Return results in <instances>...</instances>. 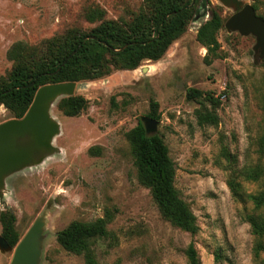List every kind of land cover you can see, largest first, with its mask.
Masks as SVG:
<instances>
[{
	"label": "rangeland",
	"instance_id": "rangeland-1",
	"mask_svg": "<svg viewBox=\"0 0 264 264\" xmlns=\"http://www.w3.org/2000/svg\"><path fill=\"white\" fill-rule=\"evenodd\" d=\"M209 1L224 19L221 56L212 63L197 40L208 14L192 20L161 59L144 60L135 69L112 65L107 75L77 81L72 95L51 103L60 126L53 149L9 175L0 197V210L16 215L21 239L36 220L43 221L39 264H86L63 248L57 233L72 221L105 217L108 210L111 234L92 240L99 264H189L190 243L201 264H264V235L255 233L250 220L261 212L252 196L264 190L258 175L264 167V57L255 50V34L226 26L237 11L234 1ZM242 2L256 4L264 16V0ZM93 9L125 23L149 8L146 0H0V85L16 66L8 56L15 42L41 55L49 40L97 25L88 17ZM190 88L214 91L220 103L189 99ZM70 96L84 97L88 107L66 114L60 103ZM153 100L161 114L158 132L176 165L175 185L196 216V233L166 219L138 179L127 133L148 115ZM203 106L216 110L218 124H199L196 110ZM11 118L12 111L0 104V123ZM93 146L97 153L90 152ZM15 246H0V264H12Z\"/></svg>",
	"mask_w": 264,
	"mask_h": 264
},
{
	"label": "trees",
	"instance_id": "trees-1",
	"mask_svg": "<svg viewBox=\"0 0 264 264\" xmlns=\"http://www.w3.org/2000/svg\"><path fill=\"white\" fill-rule=\"evenodd\" d=\"M209 0H146L149 9L142 10L132 21L121 23L104 18V12L93 9L88 17L100 21L90 31L71 29L49 40L41 55L31 52L24 41L15 42L8 50L10 59L16 62L9 81L0 85V104L8 107L14 117H23L30 107L37 89L48 83L73 82L101 78L111 71V66L135 69L144 60H159L171 44L186 30L192 20L205 18L198 28L197 40L207 49L205 61L209 64L221 56L218 33L224 19ZM258 10L256 4L253 5ZM261 16V15H260ZM264 18V16H262ZM123 47L122 50H116ZM264 65V61H263ZM189 99H204L216 107L220 96L214 91L206 93L196 88L188 90ZM89 105L82 96L63 98L60 106L68 115H78ZM158 102H151L149 116L158 120ZM200 125L218 124L216 110L206 106L196 110ZM133 145L137 175L141 184L148 187L161 214L174 225L196 233L199 226L189 203L181 196L175 185L176 165L170 156L169 147L159 134L148 135L141 119L127 133ZM95 146L91 153H97ZM264 151V135L261 141ZM264 179V167L258 171ZM255 207L261 210L250 218L255 233L264 235V190L252 196ZM108 210L105 217L94 221H72L57 233L63 248L81 255L86 264H99L92 240L108 237V223L112 220ZM3 237L11 246L21 239L15 228L16 215L12 211L0 210ZM186 255L189 264H201L198 251L190 243Z\"/></svg>",
	"mask_w": 264,
	"mask_h": 264
},
{
	"label": "water",
	"instance_id": "water-1",
	"mask_svg": "<svg viewBox=\"0 0 264 264\" xmlns=\"http://www.w3.org/2000/svg\"><path fill=\"white\" fill-rule=\"evenodd\" d=\"M233 1L237 11L227 20L226 26L245 35L255 34V50L263 58L264 18L257 13L253 4ZM76 87V81L44 84L37 89L23 117L0 123V197L9 175L31 163L39 152L53 149V139L59 133L60 126L50 113L51 103L59 96L72 95ZM141 121L148 135L158 133L160 120L143 115ZM43 224L41 219L36 220L16 244L12 264H39ZM0 246L12 248L3 236H0Z\"/></svg>",
	"mask_w": 264,
	"mask_h": 264
}]
</instances>
